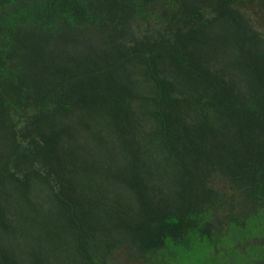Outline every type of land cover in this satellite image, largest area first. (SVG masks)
<instances>
[{"label":"trees","instance_id":"1","mask_svg":"<svg viewBox=\"0 0 264 264\" xmlns=\"http://www.w3.org/2000/svg\"><path fill=\"white\" fill-rule=\"evenodd\" d=\"M0 264H264V0H0Z\"/></svg>","mask_w":264,"mask_h":264}]
</instances>
